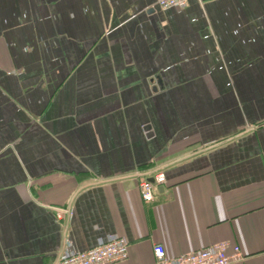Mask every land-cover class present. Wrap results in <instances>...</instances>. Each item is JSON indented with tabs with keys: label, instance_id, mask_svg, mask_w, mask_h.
I'll list each match as a JSON object with an SVG mask.
<instances>
[{
	"label": "crops",
	"instance_id": "0c3cea01",
	"mask_svg": "<svg viewBox=\"0 0 264 264\" xmlns=\"http://www.w3.org/2000/svg\"><path fill=\"white\" fill-rule=\"evenodd\" d=\"M108 234L264 264V0H0V264Z\"/></svg>",
	"mask_w": 264,
	"mask_h": 264
},
{
	"label": "built area",
	"instance_id": "2783aa9c",
	"mask_svg": "<svg viewBox=\"0 0 264 264\" xmlns=\"http://www.w3.org/2000/svg\"><path fill=\"white\" fill-rule=\"evenodd\" d=\"M162 9L186 6L187 0H155ZM148 177H140L138 190L144 202H151L157 186L165 184V176L161 170H156ZM55 217L59 219L69 212L68 208H55ZM154 261L151 264H230L242 259V253L237 245L227 241L217 242L199 250L190 251L175 257H167L161 244L153 246ZM128 242L125 237L118 234H108L96 239L91 248L76 250L70 241L63 244L62 249L55 257L53 264H113L122 262L127 258Z\"/></svg>",
	"mask_w": 264,
	"mask_h": 264
},
{
	"label": "water",
	"instance_id": "95a60500",
	"mask_svg": "<svg viewBox=\"0 0 264 264\" xmlns=\"http://www.w3.org/2000/svg\"><path fill=\"white\" fill-rule=\"evenodd\" d=\"M148 180H149L150 182H153V179H152V177H149V178H148Z\"/></svg>",
	"mask_w": 264,
	"mask_h": 264
}]
</instances>
